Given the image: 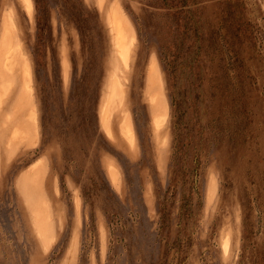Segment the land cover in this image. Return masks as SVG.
<instances>
[{"label": "rangeland", "instance_id": "374dc122", "mask_svg": "<svg viewBox=\"0 0 264 264\" xmlns=\"http://www.w3.org/2000/svg\"><path fill=\"white\" fill-rule=\"evenodd\" d=\"M30 1L0 0V264H264V0Z\"/></svg>", "mask_w": 264, "mask_h": 264}, {"label": "bare ground", "instance_id": "6f19581e", "mask_svg": "<svg viewBox=\"0 0 264 264\" xmlns=\"http://www.w3.org/2000/svg\"><path fill=\"white\" fill-rule=\"evenodd\" d=\"M25 1H27L26 3H27V7H28V9H29V11L31 10V8H32V3H31V1L30 0H25ZM127 54V52H125V55Z\"/></svg>", "mask_w": 264, "mask_h": 264}]
</instances>
